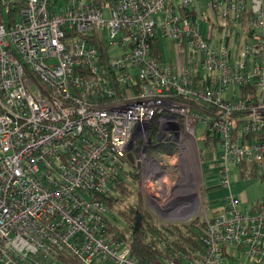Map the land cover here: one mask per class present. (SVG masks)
Returning a JSON list of instances; mask_svg holds the SVG:
<instances>
[{"label":"built area","instance_id":"2783aa9c","mask_svg":"<svg viewBox=\"0 0 264 264\" xmlns=\"http://www.w3.org/2000/svg\"><path fill=\"white\" fill-rule=\"evenodd\" d=\"M23 2L0 24V264H264V198L228 193L209 218L146 155L198 125L219 186L230 165L264 178V0ZM117 178L154 223L197 218L195 240L144 235L138 258L102 199Z\"/></svg>","mask_w":264,"mask_h":264},{"label":"trees","instance_id":"16d2710c","mask_svg":"<svg viewBox=\"0 0 264 264\" xmlns=\"http://www.w3.org/2000/svg\"><path fill=\"white\" fill-rule=\"evenodd\" d=\"M23 0H0V24L11 23L19 10L23 8ZM154 54H158V49L155 44L153 50ZM201 148L197 150L200 161H210L212 158V151L214 146V141H216L212 136L206 133V130L201 135ZM179 146L176 142H164L157 141L152 137V141L146 149L147 156L157 157L159 154L172 155L176 153ZM245 164H240L239 168V178L249 179L253 178L254 174L252 172H247ZM138 179V173H133L132 182H136ZM263 179V178H262ZM214 187H219L218 181L216 180L213 184ZM113 193H109L107 196L103 197V201L108 207L111 203H118V210L121 219L128 226L127 234L120 231L118 234L124 239L132 242V252L140 259L151 258L155 252L156 248L152 246H146L142 241V236H148L152 241L154 238L169 239L171 243L175 246H182L186 242H193L195 240L194 227L197 222V218L189 221L188 223H166V224H156L153 222L150 214L146 211L143 205L142 195L139 191L134 190L128 183L116 179L112 185ZM206 188L205 190H207ZM206 192V191H205ZM123 195L135 194V201L133 203H124L118 197V194ZM199 198L205 205V198L202 196V191L199 190ZM139 215V222L135 225V215ZM112 228V227H111ZM60 258L65 264H77V262L67 255H61Z\"/></svg>","mask_w":264,"mask_h":264},{"label":"rangeland","instance_id":"374dc122","mask_svg":"<svg viewBox=\"0 0 264 264\" xmlns=\"http://www.w3.org/2000/svg\"><path fill=\"white\" fill-rule=\"evenodd\" d=\"M111 52H115L112 50ZM201 129L198 125L195 126V141L186 139L182 142H177L179 149L178 151L171 156L168 155H160L158 162L160 163L161 169L164 171L165 176L168 179H165L164 186L171 187L175 192L183 193L187 190L197 191L198 183L200 182L201 176V167H200V159L197 152V147L201 148L200 144V134ZM215 146L218 148L216 141H214V146L212 144L213 149ZM229 171L225 175V185L219 186L218 189L220 191L218 193H213L216 200L214 202L209 203V200H205V209L206 214L209 218L213 216V206H217L221 202L222 194L232 193L235 196V199L240 208H246L249 206L251 202L256 201L257 199L264 198V178L260 179L258 177H253L249 179H240L237 174V168L233 166H228ZM219 173V171H218ZM238 189V190H237ZM237 190V191H236ZM142 191V190H141ZM182 191V192H180ZM225 192V193H224ZM204 190H202V196L205 197ZM142 197L144 201V206L148 211L152 214V211L148 206H146L147 200L145 198V194L142 191ZM224 195V196H225ZM135 194L131 193L128 195H123L121 193L118 194V197L124 203H133L135 201ZM108 212L112 216L117 217V221L124 225L123 220L120 217V213L118 210V203H111L108 205ZM153 216V215H152ZM154 217V216H153ZM173 222H184L181 220H173ZM157 223H166V222H157Z\"/></svg>","mask_w":264,"mask_h":264},{"label":"crops","instance_id":"0c3cea01","mask_svg":"<svg viewBox=\"0 0 264 264\" xmlns=\"http://www.w3.org/2000/svg\"><path fill=\"white\" fill-rule=\"evenodd\" d=\"M201 135H202V133L200 134V139H201ZM194 140H195V138H194ZM195 141H197V140H195ZM200 144H201V140H200ZM198 149L199 148L197 147V150ZM217 152H218V148L215 146V148L212 151L211 160L210 161H201L199 163L200 167H201V172H200L201 176H200V182L198 183V190L197 191H198V193H199V190L206 191V193H204V195H205L204 198L206 201L209 200L208 201L209 203H212V202H214V200H216L213 193H218L220 191V189H218L219 187L213 188V184L215 183V181L217 180V178L219 177V174H220L219 167L215 164V161L217 159ZM233 167H235V166H233ZM218 171H219V173H218ZM236 175L239 177V168H237V174ZM243 180H245V179H243ZM206 188H208V189L205 190ZM187 191L189 192V190H187ZM224 195L225 194H222L221 200L224 197ZM184 200H182V201H184ZM206 204H207V202H206Z\"/></svg>","mask_w":264,"mask_h":264},{"label":"water","instance_id":"95a60500","mask_svg":"<svg viewBox=\"0 0 264 264\" xmlns=\"http://www.w3.org/2000/svg\"><path fill=\"white\" fill-rule=\"evenodd\" d=\"M207 133H208V132H207ZM127 159H128V161H129L130 163H132V159H131V157H130L129 155H127ZM136 168H138V164H136ZM192 196L194 197L195 195L193 194ZM182 198H183L182 196H177V197L175 198V202H178V201L181 200ZM170 204L172 205V204H175V203L172 201ZM138 222H139V215L136 214V215H135V225H137Z\"/></svg>","mask_w":264,"mask_h":264}]
</instances>
